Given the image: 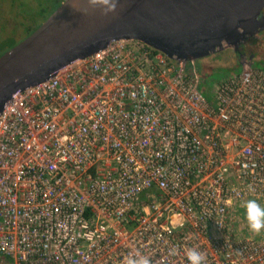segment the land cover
Instances as JSON below:
<instances>
[{
  "label": "built area",
  "instance_id": "1",
  "mask_svg": "<svg viewBox=\"0 0 264 264\" xmlns=\"http://www.w3.org/2000/svg\"><path fill=\"white\" fill-rule=\"evenodd\" d=\"M245 61H249L248 58ZM195 67L113 40L0 113V264H264V67L200 90Z\"/></svg>",
  "mask_w": 264,
  "mask_h": 264
},
{
  "label": "water",
  "instance_id": "2",
  "mask_svg": "<svg viewBox=\"0 0 264 264\" xmlns=\"http://www.w3.org/2000/svg\"><path fill=\"white\" fill-rule=\"evenodd\" d=\"M62 0L36 29L0 53V113L13 95L54 76L67 63L104 50L113 40H138L182 65L233 49L241 67L253 55L240 46L264 30V0H120L102 15Z\"/></svg>",
  "mask_w": 264,
  "mask_h": 264
},
{
  "label": "rangeland",
  "instance_id": "3",
  "mask_svg": "<svg viewBox=\"0 0 264 264\" xmlns=\"http://www.w3.org/2000/svg\"><path fill=\"white\" fill-rule=\"evenodd\" d=\"M16 1L13 3V0H4L2 5L3 13H0V37L5 38L7 36V42L18 43L28 35L27 30L35 26V23L40 19V15L31 10L28 11V6H30L28 0ZM49 1L52 8L59 0ZM18 17L21 18L20 23L17 19ZM241 49L247 58L253 54L252 64L254 66L264 67V30L250 37L249 40L244 41ZM212 57L199 59L194 64L195 71L201 79L200 89L203 92L205 90L206 93L204 92V94L210 97H212V89L217 81L223 77L238 73L241 68L238 55L233 49L223 50ZM255 200L262 205L263 202L261 200ZM231 213L237 215L235 227L239 228L240 235L254 234L247 226L243 208L238 209L237 206L231 207Z\"/></svg>",
  "mask_w": 264,
  "mask_h": 264
},
{
  "label": "clouds",
  "instance_id": "4",
  "mask_svg": "<svg viewBox=\"0 0 264 264\" xmlns=\"http://www.w3.org/2000/svg\"><path fill=\"white\" fill-rule=\"evenodd\" d=\"M119 3L120 0H87L90 8L99 6L104 16L115 13ZM69 6L73 12H81L82 14L88 12V8L81 7L78 0H72ZM241 207L244 209L249 230L254 234H260L264 231V206H261L255 199H249L243 202ZM186 256L189 264H205V255L195 248L188 249ZM124 264H151V261L148 257L137 252L126 257Z\"/></svg>",
  "mask_w": 264,
  "mask_h": 264
},
{
  "label": "flooded vegetation",
  "instance_id": "5",
  "mask_svg": "<svg viewBox=\"0 0 264 264\" xmlns=\"http://www.w3.org/2000/svg\"><path fill=\"white\" fill-rule=\"evenodd\" d=\"M16 0H13V3L15 2ZM19 1V0H18ZM29 1V3H30V6H28L29 8H28V11L29 10H31L32 12H34V13H38L39 15H40V19L35 23V26L34 27H30V28H33L32 29V31L34 30V29H36L43 21H45V19L51 14V12H52V8H51V3H50V1L49 0H28ZM48 1H49V4H48ZM62 1V0H61ZM20 2V1H19ZM3 3H4V0H1V3H0V13L2 12V5H3ZM59 5V4H58ZM57 5V6H58ZM23 6H24V4H23ZM56 6V7H57ZM22 12V11H21ZM3 13V12H2ZM263 14H264V10H263ZM18 19V21H19V23L21 22V18L20 17H18L17 18ZM29 28V29H30ZM28 29V30H29ZM27 30V31H28ZM31 31V32H32ZM31 32H29L28 34H30ZM261 32H263V31H261ZM7 37V36H6ZM2 39H4V38H2V37H0V40H2ZM247 40H249V39H247ZM239 50H240V52H242L243 53V51H242V49H241V46H240V48H239ZM251 55H253V54H251ZM254 57V56H253ZM211 58H213V57H211Z\"/></svg>",
  "mask_w": 264,
  "mask_h": 264
},
{
  "label": "trees",
  "instance_id": "6",
  "mask_svg": "<svg viewBox=\"0 0 264 264\" xmlns=\"http://www.w3.org/2000/svg\"><path fill=\"white\" fill-rule=\"evenodd\" d=\"M17 2V1H16ZM61 2V0H59L58 1V3L55 5V6H53L52 7V11L56 8V6L59 4ZM32 29L33 28H30L29 30H28V33L29 32H31L32 31ZM6 38L7 37H5L4 39H2V40H0V53H2V52H4L5 50H7V49H9V48H11L12 46H14L15 44H16V42H10V41H6ZM241 69V68H240ZM230 76V75H229ZM229 76H227V77H229ZM227 77H223V78H221V79H224V78H227ZM199 88H200V86H199ZM201 90V89H200ZM201 92L204 94V92L206 93V91L204 90V92L201 90ZM205 95V94H204ZM207 98H209L210 99V96H207V95H205Z\"/></svg>",
  "mask_w": 264,
  "mask_h": 264
}]
</instances>
